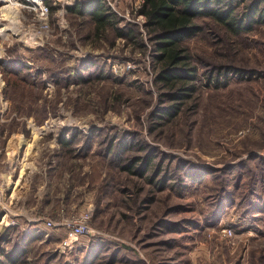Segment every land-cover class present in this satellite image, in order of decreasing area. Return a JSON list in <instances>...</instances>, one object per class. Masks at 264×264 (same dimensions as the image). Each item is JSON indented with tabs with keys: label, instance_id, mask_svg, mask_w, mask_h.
I'll list each match as a JSON object with an SVG mask.
<instances>
[{
	"label": "rangeland",
	"instance_id": "rangeland-1",
	"mask_svg": "<svg viewBox=\"0 0 264 264\" xmlns=\"http://www.w3.org/2000/svg\"><path fill=\"white\" fill-rule=\"evenodd\" d=\"M102 1L138 39L95 37L89 18L65 10L72 0H50L44 19L0 0V63L24 64L35 82L0 67V261L264 264V24L231 40L220 61L236 72L207 80L199 61L220 63L227 36L199 20L204 31L185 42L198 72L177 98L158 82L141 0ZM87 61L85 75L102 79L64 84ZM125 133L135 147L107 153ZM84 213L88 233L63 248L62 224Z\"/></svg>",
	"mask_w": 264,
	"mask_h": 264
},
{
	"label": "trees",
	"instance_id": "trees-1",
	"mask_svg": "<svg viewBox=\"0 0 264 264\" xmlns=\"http://www.w3.org/2000/svg\"><path fill=\"white\" fill-rule=\"evenodd\" d=\"M240 1L242 2V8L237 10L241 2L233 0H141L139 12L145 18L148 38L153 42L156 52L155 57L160 64L157 75L158 82H161L171 94H175V97L183 98L192 91L198 72V65H196L198 62L194 65L191 64L193 55L188 52L189 49L185 42L198 34H202L204 31L202 22L207 19L210 20L227 36L226 42L214 53V56H217L215 59H219V61L230 59L234 55L232 39L249 34L257 24H264V0ZM47 4L50 13H52L54 7L49 2ZM65 10L68 14H72L77 18H89V21L93 23L95 37L108 36L112 32L117 37H126L129 40L138 39L139 35L134 25L119 27L117 17L102 0H93L87 3L75 2L72 5H67ZM199 20H201V23ZM221 62L214 66H208L207 63L199 61L201 67H209L206 69L205 74L207 80L221 76L225 72H236L239 69L234 65H226ZM91 66V61H87L84 65L80 64L75 69L74 75H69L66 78V83L63 81L64 84L69 82L84 84L94 79H102V69L95 75H85L84 72ZM0 67L7 72L8 76H22L26 83H35L29 78L28 71H24L29 69L24 64L18 65L11 61L7 65H1L0 63ZM56 80L59 81V79ZM39 86L42 87L41 84ZM178 108L177 104L170 106L167 110L168 116H174ZM129 135L125 133L122 137L110 140L105 146L106 152L109 153V148L113 146H120L121 152L133 149L135 140L132 137L129 138ZM63 142L65 146H70V141L64 140ZM141 160L139 173L143 174L151 164L152 156L148 153ZM133 161H135L133 158L125 160L121 168L130 170L128 168L133 167ZM257 164H264V160L258 159ZM204 170L199 169V174ZM205 172H215V170L206 169ZM262 175L263 173L260 172L257 176L262 177ZM88 253L86 256L91 255L92 259L98 257L96 252H92L91 249ZM16 263H18V260L13 258L8 259L6 264ZM0 264L5 263L0 261Z\"/></svg>",
	"mask_w": 264,
	"mask_h": 264
},
{
	"label": "built area",
	"instance_id": "built-area-1",
	"mask_svg": "<svg viewBox=\"0 0 264 264\" xmlns=\"http://www.w3.org/2000/svg\"><path fill=\"white\" fill-rule=\"evenodd\" d=\"M28 9L37 13L40 19L47 17L49 12L48 2L50 0H23ZM86 0H72V2H84ZM89 213L79 214L70 220L65 221L62 225H66L67 235L62 242L63 248H71L72 239L81 237L88 233ZM51 226V223H48Z\"/></svg>",
	"mask_w": 264,
	"mask_h": 264
},
{
	"label": "crops",
	"instance_id": "crops-1",
	"mask_svg": "<svg viewBox=\"0 0 264 264\" xmlns=\"http://www.w3.org/2000/svg\"><path fill=\"white\" fill-rule=\"evenodd\" d=\"M75 3V2H74ZM72 3H70L69 5H71Z\"/></svg>",
	"mask_w": 264,
	"mask_h": 264
},
{
	"label": "bare ground",
	"instance_id": "bare-ground-1",
	"mask_svg": "<svg viewBox=\"0 0 264 264\" xmlns=\"http://www.w3.org/2000/svg\"><path fill=\"white\" fill-rule=\"evenodd\" d=\"M1 31V30H0Z\"/></svg>",
	"mask_w": 264,
	"mask_h": 264
}]
</instances>
